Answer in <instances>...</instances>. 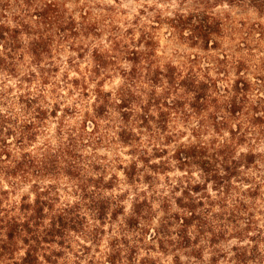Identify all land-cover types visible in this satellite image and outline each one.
<instances>
[{"label":"trees","instance_id":"1","mask_svg":"<svg viewBox=\"0 0 264 264\" xmlns=\"http://www.w3.org/2000/svg\"><path fill=\"white\" fill-rule=\"evenodd\" d=\"M174 2L168 28L193 51L171 59L141 29L86 47L97 33L64 0H0V264H155L142 246L175 264L256 258L264 237L240 225L239 194L262 157L264 55L225 48L212 8L264 0ZM171 168V194L150 192Z\"/></svg>","mask_w":264,"mask_h":264},{"label":"rangeland","instance_id":"2","mask_svg":"<svg viewBox=\"0 0 264 264\" xmlns=\"http://www.w3.org/2000/svg\"><path fill=\"white\" fill-rule=\"evenodd\" d=\"M64 1L66 7L73 13V17L78 22L85 20L92 25V29L97 33L96 36L82 38V42L86 47L91 48L98 44L105 46L109 35L124 31L125 29H136V31L141 29L155 35L160 43L159 50L163 51L166 58L172 59L175 52L189 53L193 51L179 42L168 28L166 18L171 17L172 11L179 8L174 0ZM83 10L87 11L85 17L80 16V12ZM212 11L223 19V29L226 31V36L222 43L225 48L232 49L239 47L241 49H250L255 57L264 55V12L257 11L248 4H243L242 6H215L212 8ZM256 25H261L262 29H254L253 26ZM59 36L57 34L56 39H59ZM62 45L64 50L61 52V59H65L70 52L67 49V43ZM1 78L9 84L14 81L3 76ZM171 148L169 149L171 150ZM255 151L261 153L262 157L256 166L244 170L243 173L251 177L256 188L249 195L242 196L239 194V198H242L248 206L247 213H244V218H242L240 225L243 226L249 218L254 222V228L250 231V234L264 237V137L255 142ZM99 152L103 153L102 150H99ZM122 157L125 158L126 156L122 155ZM154 176V186L150 192L154 191L158 196L171 194L172 168L165 173L160 172ZM26 191V187L19 189L15 194L10 195V199H16L19 194ZM125 203L127 205V201ZM154 205L156 213L152 222L153 226L156 223V218L162 216L157 202ZM169 229L172 233V223ZM107 239L108 232L101 237L97 245H91L90 252L98 255L100 251L105 249ZM77 243L76 241L73 242L74 248H79ZM235 243L234 239H230L227 242H222L220 246L224 250H228ZM146 253H149L155 264H175L172 258V251L162 252L155 246H142L139 255L144 257ZM208 256L209 254L206 251L204 258H208ZM181 259L184 264L189 262L184 256H181ZM221 263L224 264L223 261ZM250 264H264V238L259 242L258 254Z\"/></svg>","mask_w":264,"mask_h":264}]
</instances>
